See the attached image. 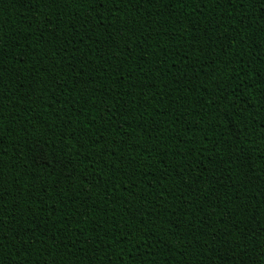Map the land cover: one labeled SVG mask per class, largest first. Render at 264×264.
Instances as JSON below:
<instances>
[{
    "label": "trees",
    "instance_id": "1",
    "mask_svg": "<svg viewBox=\"0 0 264 264\" xmlns=\"http://www.w3.org/2000/svg\"><path fill=\"white\" fill-rule=\"evenodd\" d=\"M261 5L0 0V264H264Z\"/></svg>",
    "mask_w": 264,
    "mask_h": 264
},
{
    "label": "snow or ice",
    "instance_id": "2",
    "mask_svg": "<svg viewBox=\"0 0 264 264\" xmlns=\"http://www.w3.org/2000/svg\"><path fill=\"white\" fill-rule=\"evenodd\" d=\"M261 10L264 11V5H261ZM42 153V145L37 144L36 147L33 149V154L36 156L41 155Z\"/></svg>",
    "mask_w": 264,
    "mask_h": 264
}]
</instances>
